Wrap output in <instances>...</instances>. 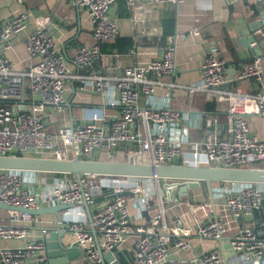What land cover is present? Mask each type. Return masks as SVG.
<instances>
[{"label":"built area","instance_id":"1","mask_svg":"<svg viewBox=\"0 0 264 264\" xmlns=\"http://www.w3.org/2000/svg\"><path fill=\"white\" fill-rule=\"evenodd\" d=\"M74 1L89 12L97 43L79 45L72 64L57 45L54 29L42 25L27 37L30 61L18 69L6 52L12 48V38L28 27L30 12L12 11L0 24V157L68 160L76 153L82 160L264 168V137L253 129V119H264L262 55L245 61L231 75L217 43L201 39V76L184 84L177 80L176 37H171L160 56L104 74L95 69L104 57L100 42L120 35L112 15L119 0ZM147 1L178 6L183 2ZM259 33L264 52V28ZM193 34L200 36L198 30ZM71 82L102 93L105 105L118 107V113L110 118L105 109H96L83 124L60 125L51 131L48 111L64 108ZM245 82L250 83V90L234 84ZM179 93L189 96L190 107L203 99L214 102L222 114L205 117L199 112L192 118L188 111L172 106V96ZM193 128L204 133L194 139ZM39 173L0 169V202L29 209L73 204L60 218L49 221L67 226L74 238L70 247L80 248L81 255L71 264H100V249L115 254L130 237H134L133 264H173L175 255L192 247L193 238L217 242L200 254L201 264H264V220L255 221L264 210V183L209 184L211 198L188 202V211L182 215L174 211L181 198L174 202L172 194L177 192L175 187L187 185V179L102 174H83L77 179L60 174L36 192ZM97 197L106 199L95 202ZM217 199L224 200L221 207ZM85 203L90 205L91 221ZM5 211L8 219L0 220V241L23 240L24 244L0 247V264H50L49 227L41 215ZM34 227L45 236L33 238Z\"/></svg>","mask_w":264,"mask_h":264},{"label":"crops","instance_id":"2","mask_svg":"<svg viewBox=\"0 0 264 264\" xmlns=\"http://www.w3.org/2000/svg\"><path fill=\"white\" fill-rule=\"evenodd\" d=\"M12 11L30 12L28 27L12 38V48L6 52L7 57L18 69L26 68L30 61L26 49L27 37L42 25H50L54 29L57 45L70 64L79 45L97 43L92 37L93 26L89 12L74 0H24L22 4L17 0H0V24H3ZM112 15L118 22L120 35L115 39L100 42L104 57L97 62L95 69L104 74H114L117 67L145 64L160 56L168 47L171 37H176L177 80L184 84L194 83L201 76V39L217 43L231 75L255 55H262L264 67L263 36L259 33L264 28V0H237L232 4H226L223 0H183L179 6L155 5L147 0H119L112 8ZM197 30L200 36L193 34ZM253 42H256L255 46L251 45ZM234 84L241 85L245 90L251 89L248 82ZM67 89L68 102L64 108L61 111H48V126L51 131H55L60 125L83 124L85 118L96 109H105L110 118L119 111L118 107L105 105L102 93L91 88H82L80 82L69 83ZM189 101V96L184 93L175 94L171 99L173 107L188 111L192 118L199 112L205 117L222 114L214 102V111L208 112L207 103L210 102L197 99L193 102V107H190ZM253 121L254 132L264 137V119L256 118ZM221 127L225 129L224 124ZM203 133L204 129L193 128L192 137L198 138ZM58 177L62 175L40 172L34 190L39 192L45 183H52ZM172 196L174 202L181 198L182 203L176 205L174 211L183 215L188 211V202L198 203L210 199L211 189L209 184L201 182L200 187L189 190L187 197L179 196L178 192H174ZM217 202L221 207L224 200L217 199ZM135 210L133 205V211ZM41 217L49 228L58 227L49 223L56 220L55 214ZM4 219H8V214L0 209V220ZM143 220L139 219L138 222ZM32 234L36 239L45 236L39 227H34ZM63 243L67 247L74 243L69 229L63 236ZM216 243L212 240L193 238L192 247L175 255L173 264H201L200 254ZM23 244V240L0 241V247H18ZM133 244L134 237H130L126 244L115 252L116 258L120 260L118 253L124 252L129 257L127 264H133ZM106 264L111 263L106 261Z\"/></svg>","mask_w":264,"mask_h":264},{"label":"water","instance_id":"3","mask_svg":"<svg viewBox=\"0 0 264 264\" xmlns=\"http://www.w3.org/2000/svg\"><path fill=\"white\" fill-rule=\"evenodd\" d=\"M226 128V125L224 124ZM0 169H12L23 171H36L46 174H70L77 179L83 174H102L114 176L130 177H160V178H179L189 180L187 185L175 187L179 196H189V190L200 187V182L207 184L219 182H254L264 183V168H216V167H197L183 165H153L150 163H136L132 161H113V160H82L74 153L73 158L59 160L54 158L42 157H0ZM106 192L107 189H104ZM126 194V193H125ZM107 196L106 198H109ZM105 197H97L95 202H102ZM88 218L92 220L90 205L84 204ZM74 205H52L40 209H29L23 207L10 206L0 202V209L26 212L33 215L55 214L58 218L61 213L73 208ZM68 232L67 228H49L46 237L49 263L50 264H71V260L81 255L80 248L73 246L67 247L63 243V236ZM93 234L97 237V231L92 227ZM226 244L228 241H224ZM102 264L108 261L111 264H121L113 252L104 253L100 249Z\"/></svg>","mask_w":264,"mask_h":264},{"label":"trees","instance_id":"4","mask_svg":"<svg viewBox=\"0 0 264 264\" xmlns=\"http://www.w3.org/2000/svg\"><path fill=\"white\" fill-rule=\"evenodd\" d=\"M102 49V48H101ZM214 108H215V104L210 102V103H207V110L208 112H213L214 111ZM264 220V210L258 212L256 214V219L255 221H263ZM118 258L120 259V261L123 263V264H127V260L129 259L128 255L124 252H119L118 253Z\"/></svg>","mask_w":264,"mask_h":264},{"label":"rangeland","instance_id":"5","mask_svg":"<svg viewBox=\"0 0 264 264\" xmlns=\"http://www.w3.org/2000/svg\"><path fill=\"white\" fill-rule=\"evenodd\" d=\"M162 180H164V179H162Z\"/></svg>","mask_w":264,"mask_h":264}]
</instances>
